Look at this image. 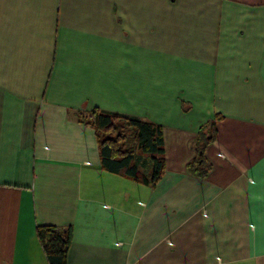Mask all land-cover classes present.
<instances>
[{"label":"crops","instance_id":"crops-1","mask_svg":"<svg viewBox=\"0 0 264 264\" xmlns=\"http://www.w3.org/2000/svg\"><path fill=\"white\" fill-rule=\"evenodd\" d=\"M93 109L161 127L154 185L101 167ZM37 226L65 264H264V0H0V264H49Z\"/></svg>","mask_w":264,"mask_h":264},{"label":"trees","instance_id":"trees-1","mask_svg":"<svg viewBox=\"0 0 264 264\" xmlns=\"http://www.w3.org/2000/svg\"><path fill=\"white\" fill-rule=\"evenodd\" d=\"M82 116L95 128L100 164L104 170L145 184L154 185L158 181L164 170V145L159 125L97 109ZM120 125L130 130L128 137L120 132ZM214 139V123L203 124L193 143L196 156L187 165L189 172L204 175L208 169L205 165L204 151ZM122 141L126 146L121 144ZM36 236L49 264H65L69 243L68 230L37 226Z\"/></svg>","mask_w":264,"mask_h":264},{"label":"rangeland","instance_id":"rangeland-1","mask_svg":"<svg viewBox=\"0 0 264 264\" xmlns=\"http://www.w3.org/2000/svg\"><path fill=\"white\" fill-rule=\"evenodd\" d=\"M120 132H121L122 134H124L125 136H127V137L130 135V130H129L127 127L123 126V125H120ZM121 144L125 145V142L122 141ZM121 146H122V145H121ZM125 146H126V145H125ZM123 148H124V146H123Z\"/></svg>","mask_w":264,"mask_h":264}]
</instances>
